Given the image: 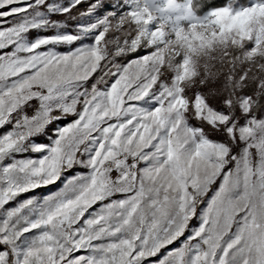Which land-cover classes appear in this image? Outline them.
<instances>
[{"label": "snow or ice", "instance_id": "obj_1", "mask_svg": "<svg viewBox=\"0 0 264 264\" xmlns=\"http://www.w3.org/2000/svg\"><path fill=\"white\" fill-rule=\"evenodd\" d=\"M0 264H264V0H0Z\"/></svg>", "mask_w": 264, "mask_h": 264}, {"label": "rangeland", "instance_id": "obj_2", "mask_svg": "<svg viewBox=\"0 0 264 264\" xmlns=\"http://www.w3.org/2000/svg\"><path fill=\"white\" fill-rule=\"evenodd\" d=\"M23 198H25V197L22 196L21 199H23ZM11 206H13V205L10 204L9 207H11ZM172 247H175V245H173Z\"/></svg>", "mask_w": 264, "mask_h": 264}]
</instances>
